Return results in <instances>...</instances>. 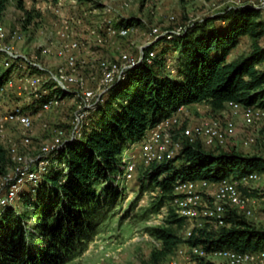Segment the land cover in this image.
<instances>
[{"label":"trees","instance_id":"16d2710c","mask_svg":"<svg viewBox=\"0 0 264 264\" xmlns=\"http://www.w3.org/2000/svg\"><path fill=\"white\" fill-rule=\"evenodd\" d=\"M5 5L6 0H0V13ZM26 18L27 23L29 12ZM119 24L139 25L140 20L121 19ZM263 35L261 9L244 5L205 17L182 33L160 37L146 48L145 53L156 50L153 62L143 60L130 68L124 79L108 90L81 137L66 143L59 153L67 172L50 171L36 186L33 197L24 194L27 211L4 210L0 217V264H67L81 255L122 195V189L113 183L123 164L122 152L179 106L205 104L211 112L225 110L229 101L264 106V67H259L264 62V48L255 44ZM242 36L253 40V48L227 61ZM221 148L186 140L174 159L146 169L138 167L140 191L157 190L149 210L158 212L169 204L178 179L216 181L251 171L264 173L263 156ZM11 166L9 152L0 143V173ZM183 221L169 207L162 224L147 227L160 242L159 255L171 254L181 243L171 226L180 227ZM185 238L187 246H197L205 253L218 248L251 251L264 246V230L234 210L227 212L226 225L206 221ZM191 256L198 264H215L206 261V256Z\"/></svg>","mask_w":264,"mask_h":264},{"label":"built area","instance_id":"2783aa9c","mask_svg":"<svg viewBox=\"0 0 264 264\" xmlns=\"http://www.w3.org/2000/svg\"><path fill=\"white\" fill-rule=\"evenodd\" d=\"M45 1L54 19L36 51L25 52L16 47L15 44L23 40L20 27L0 25V141L6 143L12 162L5 173H0V217L7 208L17 212L26 190L35 192V187L47 173L54 169L61 170L63 174L67 172L66 164L58 159L59 153L66 143L81 137L91 114L103 103L108 90L124 79L130 68L143 60L147 64L153 62L156 50L146 53L144 50L158 38L178 35L193 24L190 21L163 32L150 27L145 32L144 45L136 54L100 58L98 46L136 33L138 25L119 24L122 18L111 6L86 8L81 3L87 0ZM127 3L125 0L122 7ZM244 5L250 6L243 2L235 7ZM50 56L60 58V63L50 66L45 59ZM87 69H97V73L91 77ZM67 99L75 100L76 104L69 126L55 128L52 139L43 143L37 154H32L28 148L32 143L29 132L33 122ZM184 107L179 106L169 116L148 127L140 140L122 152L123 164L113 176L114 184L118 185L120 180H132L138 167L146 169L154 163L174 159L186 140H199L203 146L213 147L226 144L227 139L233 136L235 121L232 118L223 121L211 118L186 125L182 120ZM227 110L239 115L244 125H259L264 129V106L229 101L224 111ZM252 142L254 139L247 137L242 144ZM262 176L264 173L251 171L237 178L228 176L216 181L178 179L173 183V198L166 206L188 223L185 237L206 221L218 226L226 225V214L230 210L251 218L255 216L258 205H264V189L252 186ZM254 190L257 193L254 194ZM164 207L155 215L161 219L151 221L150 225L162 223L169 210ZM258 228L264 230V222ZM186 253L219 258L223 264H264V246L251 251L218 248L208 253L197 246L179 247L170 256V264H178Z\"/></svg>","mask_w":264,"mask_h":264},{"label":"rangeland","instance_id":"374dc122","mask_svg":"<svg viewBox=\"0 0 264 264\" xmlns=\"http://www.w3.org/2000/svg\"><path fill=\"white\" fill-rule=\"evenodd\" d=\"M124 1L87 0L81 3L86 8H94L99 5L111 6L122 19L140 20L139 29L136 33L124 38L108 40L102 46H98L97 50L100 58H117L123 53L134 55L139 50V47L144 45L145 32L150 27H157L160 32H163L165 29L176 25H185L190 21L194 23L200 21L199 19L213 16L229 8V5L235 7L238 3L247 2L252 7L260 8L264 19V0H127V6L122 7ZM27 12L30 14V19L26 23ZM171 16H173L172 19L170 18ZM53 19L54 17L45 0H6L5 8L0 13V25H4L6 28L20 27L22 30L23 40L15 45L18 49L25 52L37 50L38 45L46 38ZM217 24L220 23L218 22ZM255 44L264 48V35ZM253 45V40L248 36H242L238 45L230 52L228 59L231 60L248 54ZM173 55H168L170 61ZM45 59H47L46 61L50 66H54L61 61L60 58L55 56ZM259 67H264V62ZM86 72L91 74V77H94L97 69H87ZM90 81L92 82L93 80ZM75 106V100L73 102L67 99L64 104L48 111L44 116L33 122L29 132L32 143L28 148L32 154H37L39 147L52 139L55 128H67L69 126ZM211 118H218L222 121L225 118H232L235 121V132L232 137L227 139L226 144L207 148L222 147L221 149H231L246 156L257 155L264 157V129L259 125L257 127L246 126L239 115L233 114L228 110L211 112L205 104H192L183 108L182 120L186 125ZM247 137H252L254 142L249 145H243L242 141ZM0 143L7 149L5 142L0 141ZM118 186L122 189L120 200L109 211L106 219L99 226L96 235L89 242L87 249L67 264H170V256L175 250L167 256L159 255L160 242L146 231L151 221L154 222L161 219L155 216L157 212L149 210L155 204L157 190H153L150 187L140 191L139 169L135 172L132 180H120ZM252 186L255 189H264V177L262 176ZM30 191V189L29 191L26 190V196L30 195V197H33L35 192ZM166 205L163 206L167 208L168 206ZM27 208L29 209L22 202L16 210L20 213ZM28 214L30 217L34 216L30 212ZM238 214L244 216L241 213ZM245 218L256 227L261 225L264 222V205L262 203L258 205L254 217ZM163 219L164 217L162 218V223ZM187 225L188 223L183 221L180 227L176 224L171 226L181 237V243L176 249L187 247L185 238ZM154 254H156V257H154ZM206 261L223 264V260L214 257H206ZM178 264L198 263L193 256L186 253L180 258Z\"/></svg>","mask_w":264,"mask_h":264},{"label":"crops","instance_id":"0c3cea01","mask_svg":"<svg viewBox=\"0 0 264 264\" xmlns=\"http://www.w3.org/2000/svg\"><path fill=\"white\" fill-rule=\"evenodd\" d=\"M231 51H232V50H231ZM231 51H230V52H231ZM229 55H230V53H229L228 56H227V61H230V59H228ZM231 60H232V59H231Z\"/></svg>","mask_w":264,"mask_h":264},{"label":"water","instance_id":"95a60500","mask_svg":"<svg viewBox=\"0 0 264 264\" xmlns=\"http://www.w3.org/2000/svg\"><path fill=\"white\" fill-rule=\"evenodd\" d=\"M263 5H264V3H263Z\"/></svg>","mask_w":264,"mask_h":264}]
</instances>
